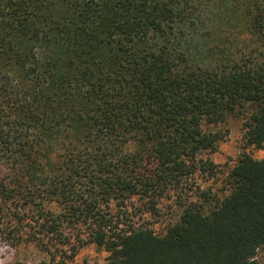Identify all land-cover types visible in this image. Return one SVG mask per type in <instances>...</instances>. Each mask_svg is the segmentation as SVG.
I'll return each mask as SVG.
<instances>
[{
  "label": "trees",
  "instance_id": "1",
  "mask_svg": "<svg viewBox=\"0 0 264 264\" xmlns=\"http://www.w3.org/2000/svg\"><path fill=\"white\" fill-rule=\"evenodd\" d=\"M228 1L236 44L200 13ZM230 117L264 150V0H0V240L37 264L87 245L103 264H261L264 156L200 157Z\"/></svg>",
  "mask_w": 264,
  "mask_h": 264
},
{
  "label": "rangeland",
  "instance_id": "2",
  "mask_svg": "<svg viewBox=\"0 0 264 264\" xmlns=\"http://www.w3.org/2000/svg\"><path fill=\"white\" fill-rule=\"evenodd\" d=\"M220 9L201 11V15L208 24L209 33L213 36H221L231 44H236L239 40L240 25L237 23L236 15L230 6V2L218 3ZM212 50H215L212 47ZM214 131H220L223 139L219 142L217 151L214 153H202V159H208L214 164L218 165L219 169L225 170L230 168L242 152H248L254 158L264 156V150L256 149H242V131L241 118L230 117L224 125H218L211 128ZM205 179H199L200 183ZM216 181L207 180L203 183L205 186L219 187ZM164 213V212H163ZM108 253L98 249L94 245H87L78 250L76 256L69 262L70 264H103L107 258ZM51 258L49 254L41 251L35 245L21 244L16 247H9L0 240V264H13L15 262H24L27 264H37L41 261H48ZM256 258L261 264H264V250L257 253Z\"/></svg>",
  "mask_w": 264,
  "mask_h": 264
}]
</instances>
